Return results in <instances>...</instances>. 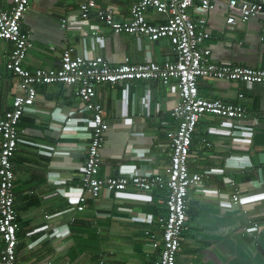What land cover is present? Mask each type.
I'll use <instances>...</instances> for the list:
<instances>
[{"label": "crops", "instance_id": "1", "mask_svg": "<svg viewBox=\"0 0 264 264\" xmlns=\"http://www.w3.org/2000/svg\"><path fill=\"white\" fill-rule=\"evenodd\" d=\"M13 0H0L3 5ZM135 0H97L100 8L115 6L119 20L130 16V7ZM82 0H31L29 11L23 19V29L29 32L33 47L29 50L24 65L36 68L57 67L61 52L66 45L75 48L80 55H104L112 65L124 62L138 63L146 55L163 63L175 58V51L166 37L155 41L142 34H115L103 27L106 34L104 45L96 43L91 49L89 26L68 25L62 27V18L77 12ZM227 9L218 7L208 13V28L212 37L205 42L217 64L264 66V14L251 17L242 25L230 29ZM152 23H163L165 16L148 11ZM97 18L93 16V22ZM13 43L0 39V116L12 107L14 98L21 94L19 78L6 68ZM149 49V50H147ZM158 81L130 80L114 86L97 83V100L104 106L105 119L111 126L106 132L107 142L102 148L103 162L100 175L116 176L120 164H151L155 171L165 172L171 159L170 132L178 126L171 107L176 97L173 87ZM199 92L202 96L220 98L229 103H242L246 117L255 118L253 137L242 141L244 149L234 148L231 139L210 131L222 128L221 118L214 114L202 116L196 126L191 144L189 167L193 172L210 168H226L227 158L241 171L215 172L202 184L193 187L188 195L187 221L181 237L177 264H264V181L258 183L256 166L264 165V85L254 84L249 88L241 80L225 78H200ZM239 93L244 96L239 98ZM128 96V106L122 108L121 98ZM148 95V96H147ZM149 99V101H147ZM37 112L25 114L21 128L34 127L44 131L33 142L55 144L59 128L52 125L54 117L80 107L77 117L90 116L91 112L81 107L76 95V86L61 83L38 86L35 101ZM127 111L119 118L117 111ZM126 124H125V123ZM114 125H116L114 127ZM132 126V129H130ZM83 145L85 139H77ZM1 144V137H0ZM123 144L147 148L154 156L151 161H137L128 154L123 156L119 148ZM77 146V145H76ZM75 146V147H76ZM74 147V148H75ZM33 144H21L14 157L16 173L15 207L18 211L16 264H157L161 246L152 243L162 237L158 218L166 214L161 200L167 194L164 189L153 193L152 201L116 197L114 191L102 189L98 197L88 196L84 210H77L74 203L61 195L56 183L50 180V164L71 165L63 156L50 157ZM236 157L248 158L247 161ZM250 163V165H248ZM73 164V163H72ZM69 189L79 182V170L72 167L53 168ZM232 177L238 185H251L248 193L259 199L254 206L225 208L215 197L205 195L204 188L234 192L236 186L225 182ZM247 181H250L251 184ZM130 191H136L134 186ZM151 215L152 223L135 220L137 216ZM257 223V229H250ZM68 224L69 232L58 238L51 236L53 228ZM150 231V235L146 231ZM154 235V238L152 237ZM63 244L64 246H61ZM4 241L0 235V252Z\"/></svg>", "mask_w": 264, "mask_h": 264}, {"label": "built area", "instance_id": "2", "mask_svg": "<svg viewBox=\"0 0 264 264\" xmlns=\"http://www.w3.org/2000/svg\"><path fill=\"white\" fill-rule=\"evenodd\" d=\"M31 0H13L11 4L0 2V39L13 43L8 55L6 68L19 78L18 94L12 107L0 116V235L4 246L0 252V264H16V245L18 211L15 207L14 157L21 144H33L40 152L50 157L63 156L71 165L50 164L48 176L56 183L61 195L74 203L77 210H84L85 199L89 195L98 197L102 189L114 191L116 197L134 198L152 201L157 189L166 190L161 200L165 204L166 214L158 218L163 233L160 240L152 243L154 248L161 246L157 264H177V254L181 248V237L188 218V194L198 184H202L215 172L227 170L241 171V164L236 167L234 158H227L226 168H210L204 172H193L189 167L192 138L196 126L205 114H214L221 118L222 128H210L219 135L228 136L234 148H241L242 141L253 137L255 118L246 117V107L242 103H229L220 98H207L200 94L198 81L200 78H225L241 80L249 88L254 84L264 85V66L248 67L242 65L217 64L212 61L211 49L205 42L212 37L208 28V13L218 7L227 9L226 22L230 29L242 25L251 17L264 14V0H135L130 7V16L119 20L115 6L100 8L97 0H82L77 12L62 18V27L68 25L89 26L91 29V49L96 43L103 46L106 34L101 30L106 27L115 34H142L155 41L166 37L175 51V58L158 63L150 55L138 63L124 62L112 65L104 55H80L75 48L66 45L57 67L36 68L31 70L24 65L29 50L33 47L28 31L23 29V19L29 11ZM165 16L163 23H152L148 19V11ZM98 21L93 22V16ZM149 50V49H147ZM155 80L170 85L176 92L171 113L178 119V126L170 132L171 159L165 172H158L151 164H120L116 176H101L103 162L102 148L105 146L106 132L112 125L104 116V106L97 100V83L112 86L130 80ZM61 83L76 86V95L85 111L90 116L77 117L80 107L71 108L68 114L54 117L52 125L59 128V140L55 144L33 142L34 137L43 136L40 128H21L25 114L36 113L35 101L38 98V86ZM148 96V95H147ZM239 98L244 96L239 93ZM129 97L121 98L122 108L128 106ZM149 101V99L147 100ZM127 111H117L119 118H125ZM125 123V122H124ZM126 124V123H125ZM116 125H114L115 127ZM132 129V126H130ZM77 139L86 142L78 143ZM36 140V139H34ZM77 145V146H76ZM119 148L121 156L128 154L137 161H151L154 156L147 148H139L131 144H123ZM76 146V147H75ZM75 147V148H74ZM237 161L248 158L236 157ZM73 163V164H72ZM250 165V163H248ZM72 167L79 170V182L71 184L69 189L62 186L65 181L53 168ZM258 183L264 181V165L256 166ZM225 182L234 184L231 177ZM134 186L136 191H130ZM250 186L242 183L230 193L213 188H204L203 193L219 199L220 204L229 209L251 207L259 199L255 193H248ZM145 223H152L151 215L134 218ZM257 223L250 229H257ZM69 232L68 224L53 228L51 236L62 237ZM150 235V231H146ZM61 246H64L61 244Z\"/></svg>", "mask_w": 264, "mask_h": 264}, {"label": "clouds", "instance_id": "3", "mask_svg": "<svg viewBox=\"0 0 264 264\" xmlns=\"http://www.w3.org/2000/svg\"><path fill=\"white\" fill-rule=\"evenodd\" d=\"M241 148H243L244 149V147L243 146H241ZM256 176H257V180H258V175H257V173H256ZM232 178V177H231ZM247 182H249L250 184H251V182L250 181H247ZM244 183V182H243ZM231 184V183H230ZM242 184V183H241ZM198 185H200V184H198ZM232 185H235L236 187H238L239 185L238 184H236V183H234V184H232ZM197 186V185H196ZM195 186V187H196ZM250 186V188H249V190L251 189V185H249ZM219 191H222V190H219ZM190 192V191H189ZM203 193V192H202ZM230 193H232V192H230ZM189 195V194H188ZM218 199V198H217ZM219 200V199H218Z\"/></svg>", "mask_w": 264, "mask_h": 264}, {"label": "trees", "instance_id": "4", "mask_svg": "<svg viewBox=\"0 0 264 264\" xmlns=\"http://www.w3.org/2000/svg\"><path fill=\"white\" fill-rule=\"evenodd\" d=\"M191 151V150H190Z\"/></svg>", "mask_w": 264, "mask_h": 264}]
</instances>
